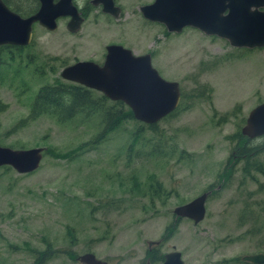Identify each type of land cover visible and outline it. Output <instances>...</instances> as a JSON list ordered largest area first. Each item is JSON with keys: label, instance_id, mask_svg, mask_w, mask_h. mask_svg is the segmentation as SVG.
I'll use <instances>...</instances> for the list:
<instances>
[{"label": "rangeland", "instance_id": "374dc122", "mask_svg": "<svg viewBox=\"0 0 264 264\" xmlns=\"http://www.w3.org/2000/svg\"><path fill=\"white\" fill-rule=\"evenodd\" d=\"M119 1L131 6L116 20L90 10L76 36L64 26L38 30L31 46L0 50V145L43 148L29 173L0 166V264H29L42 253V264H79L85 252L135 264L145 240L167 234L164 249L175 244L196 264H243L234 258L264 252L263 178L243 172V160L224 164L228 136L264 100V48H234L192 28L166 32L138 14L145 0ZM112 41L136 55L151 52L157 73L178 83L174 115L157 121L155 131L122 119L95 142L96 115L27 119L40 86L65 81L59 71L74 59L97 62ZM204 191L199 222L172 213Z\"/></svg>", "mask_w": 264, "mask_h": 264}, {"label": "water", "instance_id": "95a60500", "mask_svg": "<svg viewBox=\"0 0 264 264\" xmlns=\"http://www.w3.org/2000/svg\"><path fill=\"white\" fill-rule=\"evenodd\" d=\"M38 1L35 13L20 17L0 0V45H26L30 41L32 22L37 21L52 30L58 15H69L68 30H77L81 18L70 0ZM108 5L112 7L110 0ZM261 6L264 0H154L140 10L143 17L163 24L168 32L178 33L188 26L224 39L231 47L259 48L264 46V12L258 10ZM102 10L109 11L108 8ZM59 76L99 92L110 101H121L135 120L145 124L156 123L173 111L180 96L178 83L162 78L152 67L149 54L135 55L118 44L106 46L101 65L89 60L76 61L62 67ZM240 134L248 139L264 134V100L247 112ZM42 151V147L13 149L0 145V166H9L20 174L29 173L38 167ZM207 194V191L201 192L175 206L172 213L196 224L204 216ZM243 259L264 263V254ZM79 260L84 264H106L92 253L81 255Z\"/></svg>", "mask_w": 264, "mask_h": 264}, {"label": "trees", "instance_id": "16d2710c", "mask_svg": "<svg viewBox=\"0 0 264 264\" xmlns=\"http://www.w3.org/2000/svg\"><path fill=\"white\" fill-rule=\"evenodd\" d=\"M7 48L9 47L7 46ZM177 109L178 106L165 117L174 115ZM40 115H47L58 122L70 120L76 115L84 118L96 115L97 122L101 127L98 134L92 138V142L98 141L104 133L114 129L122 119L133 121L131 111L121 101H110L101 93L92 89L60 80L51 84H44L37 89L30 102L27 119H34ZM155 127L156 123L145 124V128L149 131H155ZM140 130L141 128L132 132L131 142L138 139ZM228 137L233 141V145L224 165H228L231 160L233 162L243 160L246 167L242 168V171L247 173L252 170L259 173L263 178V181L259 184V189L264 191V159L262 161L251 159L260 153H264V134L259 136L261 138L260 142L252 145L249 143L258 137L248 139L242 136L240 131H236ZM127 150L129 149L127 148ZM44 257L35 260L45 259Z\"/></svg>", "mask_w": 264, "mask_h": 264}, {"label": "flooded vegetation", "instance_id": "af4514ba", "mask_svg": "<svg viewBox=\"0 0 264 264\" xmlns=\"http://www.w3.org/2000/svg\"><path fill=\"white\" fill-rule=\"evenodd\" d=\"M1 1L10 10L17 13L20 17H27L29 15H32L33 13H35L37 11V9L39 7V1L38 0H1ZM57 1L58 0H51L52 3H56ZM110 1H111L112 7L108 5L109 0H70L71 5H73V7L76 11V15H78L81 18V21H80L76 31L72 32V31L68 30V28H67V23H68V20L70 19L69 15H58L57 17L54 18V23H55L54 29L48 30L44 26H42L40 23H38L37 21H34L31 23L29 43H27L26 45L1 44L0 50L7 48V46L9 47L8 50H10V49L20 50L21 48L31 46V44H32L31 41L34 38V33H35V31H38V30H40V31L42 30L46 33L47 32L50 33V32H56L57 29H59L61 26L62 27L64 26V29H65L64 32L68 36H76L79 33V31L81 30V26L83 25V23L88 19V15L90 13V10H95L96 12H100L104 16L106 21H109L110 19L116 20L121 15H124V13H125L124 9L131 6V5L124 6L123 2L121 3L119 0H110ZM126 1H128V0H126ZM153 1L154 0L141 1L137 4L136 9L138 11V14L140 15V17L143 20L148 21V22H152V23H157V24H160L163 26V24H161L159 22L148 20L147 18L143 17V15L141 13V10H140L141 7L146 6V5H150ZM11 2H13V3H11ZM102 8H108L109 11H103ZM258 10L264 12V6L259 7ZM113 12L116 13V15H114ZM184 28H192V29H195V30L201 32L200 30L193 28V27L185 26L182 29H184ZM164 29H165V27H164ZM165 31L168 32L166 29H165ZM172 33H175V32H172ZM206 36H209V35H206ZM111 44H118L124 48H127L126 46H124L120 42H113L112 41V42H109L103 46L102 55L100 56V58L98 59L97 62H95L91 59H83V60L74 59L72 62L64 64L63 67L66 65H70L76 61H84V60L93 61L96 64L101 65V63L104 59V56L106 54V46L111 45ZM234 48H244V49L252 50V49H262V48H264V46L259 47V48H257V47H253V48L234 47ZM145 53L149 54L150 60H151V52H144L142 54H145ZM138 55H141V54H138ZM180 218H182V217H180ZM188 220H190V219H188ZM171 236L172 235H170V234L160 235L154 239L145 240V242H144L145 248L143 250V253L137 258V261L135 264H163L165 261H166V264H196V262H193L192 258L190 257V254L187 255V252L185 250H182L181 248H177V246L175 244H172L167 249H164V244L167 241H169ZM85 253H92V252H85ZM85 253H83V254H85ZM171 253H173L174 255H171ZM83 254H81V255H83ZM175 254H177V255H175ZM255 254H264V252L244 254V255H241L239 258H234L233 261L238 262V263H243V264H264V263H253V262H250V261L243 259L244 256L255 255ZM42 255L45 256V254L42 253L39 256H36L35 259H37V258L40 259V257H44ZM81 255H78L75 260H77V262L79 264H84L83 262H81L79 260V257ZM93 255L95 258L99 259L102 262H105L106 264H121V260H112L108 257H98V256H95V254H93ZM168 255H171V256L169 258H166ZM46 257L47 256L44 257L45 260H47ZM35 259L29 264H42L45 261L44 259L35 261ZM208 264H210V263H208ZM211 264H227V260L225 258H220L219 260H213L211 262Z\"/></svg>", "mask_w": 264, "mask_h": 264}]
</instances>
